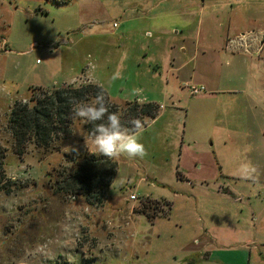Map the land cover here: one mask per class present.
Instances as JSON below:
<instances>
[{
    "label": "rangeland",
    "instance_id": "374dc122",
    "mask_svg": "<svg viewBox=\"0 0 264 264\" xmlns=\"http://www.w3.org/2000/svg\"><path fill=\"white\" fill-rule=\"evenodd\" d=\"M192 2L202 4L203 0H0V145L6 153L5 178L0 184L3 186L0 189V264H208L199 253L205 241V231L201 228L210 217L208 213L218 209L231 211L233 231L247 230L246 241L256 240L255 210L264 205V51L260 59L252 52L245 57L235 53L227 58L226 52L220 61L212 63L216 56L213 48H217L227 34V19L223 21L213 16L209 0H206L205 10L202 9L198 38L192 37L194 31L181 45L183 38L174 34L179 33V29L171 31L169 28L174 18L168 17L157 21L168 31L160 44L154 29H149L151 36L135 31L133 41L150 44L147 50L157 56L163 52L164 44L169 43L173 48L167 49H173L180 59L195 56L196 60L200 54L197 61L201 67L207 70L213 66V70L221 71L224 76L222 97L209 118L215 123L225 122L227 130L218 125L212 129L216 140L209 152L215 154L217 160L210 164L206 155L202 167L211 178V174H215L216 181L211 184L235 186L230 189V197L232 200L241 198L238 203L227 200L220 205L199 193H189L188 188L179 198L172 199L174 207L161 218L162 222L151 225L144 215L138 214V205L134 206L130 196L135 194L141 198L161 189L147 175L159 171L163 156L158 146L160 140L154 139L152 146L148 137L154 134L153 138L172 139L171 130L165 134L157 128L142 134L140 140L149 145L147 155L135 159L137 166L123 159L103 202L97 204L59 188L86 154L97 153L84 120L77 119L70 133L56 139L51 150L30 144L21 157L14 152L15 140L6 128L14 104L28 101L32 88H60L68 78H75V83L69 85L78 87L93 83L94 76L116 101L130 100L139 104L144 103L138 102L143 99L167 101L165 96H158L165 86L162 79L134 74L131 61L117 67L120 51L112 42L121 34L118 30L123 28L120 17H124V13L136 9H151L150 14L164 9L177 12L194 4ZM236 12L232 15L235 28L241 30L248 26L259 31L253 36L256 45L260 31H264V0H245L237 5ZM139 27L138 22L135 29ZM263 40L262 37L260 41ZM201 70L203 76L204 69ZM161 74L166 75L163 65ZM184 82L177 87V93H181L179 96L187 103ZM133 89L142 91L132 95ZM170 102L171 99L168 104ZM125 104L119 103L121 117L130 109ZM161 111L159 106V114ZM173 153L174 161L166 163L167 170L178 162L179 148ZM244 162L256 167L255 183L241 179L240 165ZM221 169L227 176H219ZM146 175V180L140 183ZM151 183L157 190L151 188ZM166 184L167 193L173 194V183Z\"/></svg>",
    "mask_w": 264,
    "mask_h": 264
},
{
    "label": "crops",
    "instance_id": "0c3cea01",
    "mask_svg": "<svg viewBox=\"0 0 264 264\" xmlns=\"http://www.w3.org/2000/svg\"><path fill=\"white\" fill-rule=\"evenodd\" d=\"M209 1L210 4L208 7L212 9V13H214L213 16L223 21L227 19V34L221 39L219 46L213 48V53L216 56L215 61L212 63L220 61L221 58L224 57L223 53L226 52L227 58L235 53L239 54V57H245L249 52H252V55H257L260 59L264 51V40L260 41L262 37L264 39V31H260L259 40L255 45L253 36L259 32L258 30H254V28L248 26L238 30L232 23V15L237 13V5L245 0ZM205 5L206 0H203L202 4L196 2L177 12H167L164 9L159 11L154 10L156 13L150 14L153 11L151 9L141 11L136 9L130 11L128 14L124 13V17H120V24L123 28L118 30L121 34L118 33L117 38L112 42L114 48L120 51V57H118L116 61L117 67L121 68L122 64L126 66V64L131 61L134 68L133 72L135 71L134 74L138 76L140 74L144 76L148 75L153 80L162 79L165 86L159 90L158 96H165V98L168 99L167 101L160 98V100L152 101L145 99L142 101L137 100L138 102L155 103L162 109L159 116L144 127L142 134H147L149 130H156L157 128L160 129V132L165 134L170 130L173 132L172 139L170 137H167L165 140L161 137L159 139L156 137L153 138L154 134L148 137V141L152 146L155 144L154 139L160 140L158 146H160V151L163 153L161 158L162 162L158 166L159 171H153L147 174L151 176L149 179L155 181V185H160L161 189H158L160 191L151 183V188L157 190L155 192L153 191L154 196L145 195L141 198L137 196L138 199L136 201L130 200L134 202V206L138 205L139 210L137 212H140L138 214L144 215L151 225L162 222L161 218L166 217L168 210L170 209V213L171 209L174 207L175 202L172 199L179 198L181 196L180 193H184L188 188L191 190L189 193H199L202 196H206V198H210L211 201L216 200L220 205L225 204L227 200L238 203L237 198L236 200H232L230 197L232 193L230 189H234L235 186L230 188L227 183H218L216 186L215 184H211L216 181L214 180L215 174H211V178L207 173L208 171H203L204 166L202 167V162L206 161V158L210 164H212L211 162L214 164L217 160L215 154H210L209 152L215 145L214 139L216 140L215 131L213 133L212 129L218 125V127L225 128V131L227 130V124L225 122L220 121L215 123L210 121L209 118L211 111L218 105L222 97L220 94L222 93L224 76L221 75V71L216 69L213 70L212 66L211 69L207 68V70H209L208 72L205 68L201 67L200 61H197L199 59V53L196 60H194L195 56L187 60H184L185 58L180 59L174 55L173 49H167L168 47H172L171 44L165 43L163 52H161L159 56H157V54L151 55L150 51L147 50L150 44L140 45L133 41V33L135 31L140 30V33L144 31L147 36H151V31L149 29H154L158 35L157 43L160 44L162 36L168 31L166 32L165 26L159 25L157 21L159 22L168 17L174 18L173 22L176 24L172 23L169 28L171 31L179 29V33L175 31L174 34L183 38L181 40L182 43H180L181 45L187 42L184 38H189L194 31H196V33L192 34V37L197 36L198 38L200 21L202 20L201 13L202 9L205 10ZM247 12L249 11H246V13ZM138 22L141 28L135 29ZM120 24H117L118 28ZM189 32L190 34H187ZM166 41L172 42V40L168 39ZM159 48H161V46ZM161 63H163L162 65L166 69L165 76L161 74ZM201 68L204 69L203 76L200 75L202 71ZM126 69L128 68L126 67ZM169 72L172 75H169ZM93 77L94 76H92V84L99 85L97 79ZM68 79L64 82L62 87L75 83V78L73 80ZM228 80H231L229 74H227V81ZM183 81H185L183 88H186L185 85H187V81H195L196 84H194V86L205 87V92H209V94L192 96L187 89L188 101L186 103L184 99L179 96L181 93H177V87H179ZM169 99H171V104H168ZM111 100L117 104L132 102L130 100L121 99L116 101L115 98H111ZM164 118H166L165 121H163ZM182 118H184L183 121ZM203 132L205 134H203ZM218 138V140H222L220 137ZM224 139H226L224 142L227 143V138ZM141 142L144 146L146 145L142 140ZM147 146L149 145L147 144L145 146L146 150H148ZM176 148H179L178 162H176L175 166L172 165V169L167 170L166 163L171 162L172 164L174 158L171 159V157H174L173 152ZM199 148L200 151H197ZM204 156H206V158ZM121 157V159H116L119 166L118 170L121 168V161H123V159H129L126 156ZM129 160L137 166L135 159ZM147 175L141 178L139 182H144ZM166 175L168 178H166ZM221 175L227 176L226 171L223 173L222 169L219 170V176ZM192 180L196 182L195 185ZM180 182H184L187 185L184 187ZM166 183H173L171 186L173 194H168V191L165 190ZM130 201L126 202L129 204ZM263 204L264 200L262 201V205ZM255 211L257 212V218H255L253 231L256 240H253V242L246 241L247 237L245 233L247 230H232L233 215L230 210L227 209V211H225L224 209H218L208 213L210 217L208 216L209 218L204 222L201 228V230L203 229L205 231V241L199 251V253L203 255L202 260L208 264H264V205ZM204 212L206 213V211Z\"/></svg>",
    "mask_w": 264,
    "mask_h": 264
},
{
    "label": "trees",
    "instance_id": "16d2710c",
    "mask_svg": "<svg viewBox=\"0 0 264 264\" xmlns=\"http://www.w3.org/2000/svg\"><path fill=\"white\" fill-rule=\"evenodd\" d=\"M101 88L105 90L103 86L92 83L78 87L68 85L51 89L32 88L29 100L16 102L9 115L6 128L15 140L14 152L21 157L30 144L45 151L54 148L53 143L56 139L68 135L71 126L77 120L71 115L68 99L76 97L90 103ZM105 92L109 101V111L119 113L120 105L113 102L106 90ZM125 105L130 109L122 115L121 120L129 128L132 125L128 121L133 118H139L145 127L148 121L156 119L159 114V105L155 103L127 102ZM85 128L90 136L92 125L85 122ZM5 156V150L0 145V184L5 178ZM117 170L118 164L115 159H108L99 153H88L76 170L60 183L59 188L101 204ZM2 188L0 185V189Z\"/></svg>",
    "mask_w": 264,
    "mask_h": 264
},
{
    "label": "clouds",
    "instance_id": "9594fccd",
    "mask_svg": "<svg viewBox=\"0 0 264 264\" xmlns=\"http://www.w3.org/2000/svg\"><path fill=\"white\" fill-rule=\"evenodd\" d=\"M141 91L133 89L132 95H138ZM68 103L71 105L73 119H83L92 125L91 143L99 155L108 159H119L121 156L142 159L147 155V150L140 140L144 130L142 121L139 118H133L128 121L132 127H127L118 113L109 111L108 97L103 88L97 92L90 103L76 97H70ZM72 150H76L75 146H72ZM240 177L255 183L257 181L256 167L251 162L242 163ZM120 182L124 181L121 179Z\"/></svg>",
    "mask_w": 264,
    "mask_h": 264
},
{
    "label": "built area",
    "instance_id": "2783aa9c",
    "mask_svg": "<svg viewBox=\"0 0 264 264\" xmlns=\"http://www.w3.org/2000/svg\"><path fill=\"white\" fill-rule=\"evenodd\" d=\"M114 26H116V25H114ZM185 87L189 90V92L192 96L199 95V94L206 91L205 87H203V86H194V85H188L187 84V85H185ZM137 199H138L137 196L134 194H132L130 196L131 201H136ZM239 200H241V199L237 198V201H239Z\"/></svg>",
    "mask_w": 264,
    "mask_h": 264
}]
</instances>
